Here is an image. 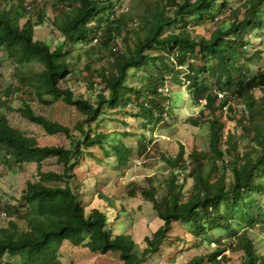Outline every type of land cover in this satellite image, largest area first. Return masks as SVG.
<instances>
[{
	"label": "trees",
	"instance_id": "obj_1",
	"mask_svg": "<svg viewBox=\"0 0 264 264\" xmlns=\"http://www.w3.org/2000/svg\"><path fill=\"white\" fill-rule=\"evenodd\" d=\"M121 1L53 0L48 14L44 2L0 0V50L14 64L41 67L15 79L4 101L16 98L13 110L46 134L69 140L68 146L40 144L10 125L0 108V163L8 168L32 162L37 174L25 182L18 199L3 206L11 217L0 226V264H64L62 242L83 235L90 251H117L123 264H140L171 242L173 223L193 234V247L205 249L191 262L225 264L221 258L227 260L224 251L230 249L239 252L238 264H264V0H139L140 12L132 13ZM46 18L60 33L53 45L34 38L35 27ZM84 40L108 50L98 69L88 58L81 70L78 55L66 49ZM83 72L88 95L73 88ZM183 82L199 107L189 121L198 126L204 118L207 148L185 154L179 144L172 157L158 152L169 168L167 177L142 192L161 224L138 249L129 234L114 230L121 212L113 197L99 192L103 205L85 212L83 182L74 169L94 156L93 146L126 163L132 147L110 142L114 131L106 129L114 116L123 115L118 119L123 127L124 116L144 128L154 121L169 124L183 93L171 91V85ZM46 96L82 118L72 126L45 118L32 102L45 105ZM222 117L234 121L240 133L225 132ZM119 132L133 135L123 128ZM137 137L135 152L146 154L148 142L141 132ZM49 157L58 170L41 169ZM214 229L228 234V240L216 237Z\"/></svg>",
	"mask_w": 264,
	"mask_h": 264
},
{
	"label": "rangeland",
	"instance_id": "obj_2",
	"mask_svg": "<svg viewBox=\"0 0 264 264\" xmlns=\"http://www.w3.org/2000/svg\"><path fill=\"white\" fill-rule=\"evenodd\" d=\"M47 4V13H50V3L53 0H35ZM124 11L128 13L140 12L141 4L139 0H122L121 5ZM129 7V8H128ZM128 8V9H127ZM49 19V20H48ZM23 21V20H21ZM137 22V20H136ZM34 38L44 40L48 43H55L60 38L59 31L51 24L50 18H46L44 22L35 27ZM264 40V35L262 36ZM119 41V38H118ZM72 55H78V66L82 70L88 58L93 62V68L98 69L105 62L108 50L106 47H100L94 41L87 40L78 43H69L66 48ZM90 49L88 56L83 53L84 50ZM99 55H103L99 57ZM264 63V56H263ZM40 65L36 62H30L23 65L12 63L0 50V108L8 118L10 125L22 130L27 135L33 136L40 144H59L68 146L69 140L60 134L48 135L37 124L28 121L21 114L13 110L12 107L17 105V99L9 100L4 95L8 86L15 79L22 78L26 73L40 70ZM183 70V68H182ZM84 78L86 73H79L77 82H74L73 88L77 93L88 95L89 91L85 85ZM23 80V78H22ZM171 91H183L177 99L175 109L171 118H168L169 124L161 122H152L145 128L140 127L139 122L128 116H124L126 125L123 127L119 122L121 114H116L115 121H111L106 128L112 132L110 142L122 140L129 147H132V153L124 164H118L115 157H106L102 154L98 147H90L94 156H87L83 159L82 165L75 167L79 180L83 185L79 188L80 202L85 212L92 208L100 207L103 201L98 196L99 192L105 193L115 199L116 209H120V222H114V230L129 234L135 241L136 247L141 249L144 245V237L150 235L161 224L157 218L156 212L152 208V203L147 200L143 194V190L150 187V183L154 186L162 184L167 177L168 166L158 152L164 153L167 156H173L179 149V144L184 148L185 154L191 149L203 150L207 148L208 129L204 118L198 126L192 125L188 117H195L199 107L193 104L191 96L187 92L186 83L180 85H171ZM45 105H38L32 102L35 110L42 114L45 118L57 121L62 124L72 126L82 115L74 110L69 105H66L60 100L46 96ZM3 103V105H1ZM8 105V106H7ZM12 108L8 110L7 107ZM184 113V115H183ZM225 124L224 131L233 132L235 135L240 133V129L235 127V122L221 118ZM133 132V135L126 134L122 136L119 131L121 129ZM103 127H100L102 130ZM144 135V141L147 143V153L139 155L135 152L138 147V133ZM75 133H77L75 131ZM244 140L240 143L239 149L243 148ZM109 150V148H108ZM186 157V156H184ZM42 170H58L59 165L55 158L49 157L42 162ZM36 165L35 163H24L21 165L13 164L11 167H5L0 163V226H6L10 219L8 214H4L3 206L6 202L13 203L18 199L28 179L35 178ZM181 175L178 180L182 179ZM149 179V180H148ZM151 179V180H150ZM190 185V177L186 179V187ZM20 226H25V222L21 219H16ZM171 242L162 245L160 251L153 254L145 262L140 264H210L206 260L200 262H191L193 257L200 256L205 253L203 247L197 249L192 246L193 234L187 231L183 226L172 224V229L169 232ZM216 237H224L228 234L222 232L221 229H214ZM264 240V233H261ZM87 237L83 235L77 241H63L59 248V256L61 261L66 264L69 261L73 264H123L119 258L117 251H108L104 254L92 252L86 246ZM186 240V242H184ZM264 253V244L261 248ZM224 254L226 259H222L225 264H238L239 252L226 249Z\"/></svg>",
	"mask_w": 264,
	"mask_h": 264
}]
</instances>
